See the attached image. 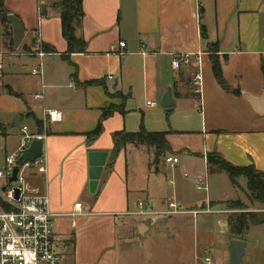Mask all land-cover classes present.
I'll return each mask as SVG.
<instances>
[{"label": "crops", "instance_id": "obj_1", "mask_svg": "<svg viewBox=\"0 0 264 264\" xmlns=\"http://www.w3.org/2000/svg\"><path fill=\"white\" fill-rule=\"evenodd\" d=\"M59 1L5 0L26 35L19 48L10 49L0 31V154L5 162L19 147L24 126L43 135L47 170L27 177L28 192L49 200L59 264H140L143 243L167 237L175 228L172 218L138 216L139 201L162 210L173 198L183 208L200 210L210 202L233 200L217 189L222 180L235 196L225 173L208 172L206 154L212 151L235 165L254 164L264 171V114L242 95L264 93V0H82L84 15L75 35L86 49L70 54ZM5 29L12 33L10 24ZM39 43L51 49L42 59L35 55ZM25 46L33 49L30 55L21 54ZM180 55H188L191 63L176 70L172 61ZM40 62L41 74H32ZM215 63L228 89L218 82ZM198 71L200 97L191 83ZM169 88L176 101L172 112L161 105ZM110 105L124 111L106 118L102 133L92 139L102 109ZM50 109L61 111L63 120L48 123ZM179 114L183 117L174 120ZM35 119L47 126L44 133ZM142 124L150 133L166 134L171 150L155 163L154 146L128 144L110 168L114 133L137 132ZM182 137L189 139L179 141ZM169 156L179 163L165 162ZM100 171L92 193L91 174ZM179 176L186 186L204 180L208 190L197 201ZM78 202L83 213L75 216ZM208 214L174 215L191 223L179 227L178 237L206 235L208 223L216 228Z\"/></svg>", "mask_w": 264, "mask_h": 264}, {"label": "built area", "instance_id": "obj_2", "mask_svg": "<svg viewBox=\"0 0 264 264\" xmlns=\"http://www.w3.org/2000/svg\"><path fill=\"white\" fill-rule=\"evenodd\" d=\"M35 52L39 58H43L46 52L42 44H38ZM120 46H125L120 42ZM40 59V61H41ZM199 63V57H198ZM191 59L188 55H180L173 58L174 69L179 70L188 66ZM43 63L32 69V74L39 75L42 72ZM191 83L194 87V94L200 97L202 75L196 72ZM155 106V102H148ZM48 123H59L63 120V114L59 110L47 111ZM43 135L32 134L28 127H23V136L19 147L6 156L3 166H0V179L5 181L0 190V264H59L61 256L57 248L56 235L52 229V214L49 211V200L43 195H30L27 177L32 173H46V160L43 155L34 162L25 163L19 167L16 180L9 183L18 159L29 146L33 139L42 140ZM166 162L172 165L179 163L177 156H169ZM3 187L5 189L3 190ZM199 190H208L204 180L197 184ZM16 189L20 190L16 198ZM82 203L75 204L72 215L82 214ZM211 213L210 207L200 210L183 208L173 198L162 210H154L145 202L139 201L136 214L144 219L156 221L158 218L169 217L181 214ZM206 264H214L210 257L205 258Z\"/></svg>", "mask_w": 264, "mask_h": 264}, {"label": "rangeland", "instance_id": "obj_3", "mask_svg": "<svg viewBox=\"0 0 264 264\" xmlns=\"http://www.w3.org/2000/svg\"><path fill=\"white\" fill-rule=\"evenodd\" d=\"M0 31H4V29L0 27ZM31 52H33L31 46H25L24 48H22L21 54L23 56H27L30 55ZM157 104L158 106L160 105V103ZM171 114L172 113H170V115ZM170 115L168 116V120H170ZM182 117L183 115L179 114L174 120L181 119ZM44 128L45 130L47 128L45 124ZM188 139L189 138L182 137L179 138V141ZM195 142L197 143L199 141L196 140ZM15 150H13L11 153H13ZM131 153L135 155L134 150H132ZM2 157L3 155L0 154V166H3L4 164ZM132 163H135L136 166L140 167L142 166L143 161H132ZM225 175L228 177L227 174ZM168 176H170L169 173ZM179 181L181 184L188 188L189 195H191L193 199H197L198 201V199L205 194V190L201 191L197 189V184L188 182V186H186L185 179L182 176H179ZM4 183L5 181L3 179H0V190ZM29 185L30 184L28 183L27 186ZM233 187L235 196L231 197L232 190L230 191V188L227 186V183L222 182V180L217 181V189L223 191V196L227 195L229 196L228 198H233V200L235 201V207L234 209H229L225 202H210L207 204L204 209L210 207L211 213H209L208 215L210 216L212 214V217L216 219V228H213L211 223H208V226L211 229H208L206 232L203 230L206 235L209 236H206L205 234L200 232L198 237L195 234H192L191 232L190 235L185 233L182 237H178L177 232H179V227H182L184 224L191 226V223L187 222V220H183L175 216H169L167 218L161 219L159 218L157 221H168L172 218L171 221L174 223L175 229L174 231H171V234L166 235L167 237H155V240L151 241L148 239V242L143 243L142 247H140L141 257L138 256L139 263L206 264L205 258L210 257L214 264H229V240L231 238H245V243L247 244V251L245 257L242 259L240 264H264V224L252 227L246 236L239 238L229 233V229L226 222L228 215L231 213L241 215L245 212H264V202H252L249 200L246 180L244 177L238 178L236 180V184ZM143 222L145 223V221ZM149 223L153 225L154 222ZM206 240L207 243H204V241ZM147 257L150 258V263L146 262Z\"/></svg>", "mask_w": 264, "mask_h": 264}, {"label": "trees", "instance_id": "obj_4", "mask_svg": "<svg viewBox=\"0 0 264 264\" xmlns=\"http://www.w3.org/2000/svg\"><path fill=\"white\" fill-rule=\"evenodd\" d=\"M57 7L60 10L62 20V34L68 43L67 52L70 54L77 51H84L86 49L84 40L75 35V30L77 27L81 26L84 15L82 0H62L57 3ZM9 13L10 12L5 6V0H0V24L4 27L3 35L8 40L9 48L15 49L13 45L12 33L11 31L5 29L9 26L7 20ZM202 37L206 38V31L204 27L202 28ZM43 49L51 51L47 45H44ZM214 71L220 85L225 89H228L218 63L214 64ZM101 83L102 82L100 81H89L86 84L99 85ZM236 94H239V91H236ZM116 111L123 112L124 109L123 107H117L114 105L106 106L102 109V115L96 129L89 134L92 139L100 136L103 131L104 120ZM169 115L170 113H167V119ZM35 121L39 132L44 133L46 130L44 128L43 121L39 119H35ZM165 136L166 134L164 133H150L146 131L143 124L137 132H127L125 130L115 132L113 135L114 149L109 162L110 168L113 166L121 149L126 147L128 144H133L135 146H154L156 149L154 162L159 163V160L162 155L165 154V151L170 149ZM206 164L210 174H227L233 186L236 184V180L238 178L244 177L246 179L249 200L252 202H264V171L257 169L254 164H250L248 166L235 165L226 160L224 156L217 151L208 152L206 154ZM234 202V200H230L226 201L225 204H227L229 209H234ZM261 224H264V212H245L241 215L231 213L227 218L229 233L239 238L246 236L251 226Z\"/></svg>", "mask_w": 264, "mask_h": 264}, {"label": "water", "instance_id": "obj_5", "mask_svg": "<svg viewBox=\"0 0 264 264\" xmlns=\"http://www.w3.org/2000/svg\"><path fill=\"white\" fill-rule=\"evenodd\" d=\"M8 23L11 25L12 36L14 46L19 48L23 42L26 30L22 20L15 14L9 13L7 16ZM243 97L247 99L255 111L259 114H264V93L259 96H253L249 93L243 92ZM162 107L166 109L167 112H172L176 106V101L173 98L172 89L169 88L164 94L161 102ZM43 155V141L39 139H33L29 146L24 150L20 158L18 159V164L14 168L13 174L9 179V183L16 180L18 170L20 166H23L25 163L34 162ZM101 171L98 174H91L90 181V191L93 193L96 190L98 185V180L100 178ZM5 187H3V190ZM20 190L16 189V198L19 197ZM145 226H141V231ZM247 244L244 240L238 238H232L229 241V264H240L242 259L246 255Z\"/></svg>", "mask_w": 264, "mask_h": 264}]
</instances>
